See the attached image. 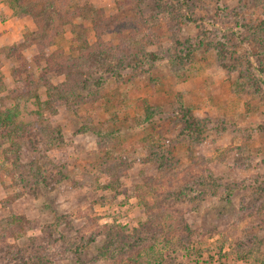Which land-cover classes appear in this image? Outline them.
Returning <instances> with one entry per match:
<instances>
[{
	"label": "rangeland",
	"instance_id": "1",
	"mask_svg": "<svg viewBox=\"0 0 264 264\" xmlns=\"http://www.w3.org/2000/svg\"><path fill=\"white\" fill-rule=\"evenodd\" d=\"M22 9L0 56V109L28 128L16 163L0 139V264H264V0ZM24 78L44 106L12 98Z\"/></svg>",
	"mask_w": 264,
	"mask_h": 264
},
{
	"label": "trees",
	"instance_id": "2",
	"mask_svg": "<svg viewBox=\"0 0 264 264\" xmlns=\"http://www.w3.org/2000/svg\"><path fill=\"white\" fill-rule=\"evenodd\" d=\"M6 1L12 7L15 15H17V16L18 15H21V16L30 15L33 19H35L32 11H30L29 9L28 10L22 9L23 4L26 3V0H6ZM67 7L68 6L66 4H63V8H65V10H64L65 12L67 11ZM69 14H70V12H68V11L66 13H61L60 20H61L62 25H64L67 21H69V23H71V20H66V19H69V17H68ZM134 29L135 30H134L133 35H131V37H129V39H128L129 42L134 40L136 33H140V30L138 29L137 26H135ZM146 37H147L146 35L141 36L140 41H145ZM78 39L83 40V42L87 43L86 42L87 41L86 35H85L84 31L81 29L79 30V38ZM89 47H91V45H88L86 47L81 46L79 53L72 60L78 64L82 63L84 65L83 61H85L86 59H85V55H83L82 53L88 51ZM148 56L152 60H155L157 57V55L154 53H149ZM62 62L65 63L64 60ZM30 82L31 81L29 78H24L22 81L23 89H20V90L16 89L15 91H13L14 94H13L12 98L15 100L19 96L27 95L28 97H33L38 106H41V107L44 106L46 104V101H43V100L41 101L39 98V95L36 92L35 93L32 92L33 86H32V82H31V84H30ZM61 97H62V95H60V98ZM6 98L7 97H4L3 100H5ZM17 111H18L17 105H13L7 109H0V139H4L3 141H6L8 143V146L4 149V151L7 150V152L13 153L15 155V158H16L15 163L17 162V159H18V154H16V151H19V149H20L19 148V139L22 138L24 133H26L28 130L27 125L18 120V112ZM179 111L181 112V116L183 119V124H184L183 130L186 131V133H188L189 135L197 134L198 125H197V121L194 119V117L191 113V110L189 108L180 107ZM1 144H2V142H0V145ZM140 199H141L140 200L141 204L143 206H145V208L147 207V209H150L149 210V218H148L147 222L149 221V223L157 224L158 226H160L161 225V223H159L160 220L161 219L164 220L166 218V216H164V214H163L164 212H161L160 215H157V213H154V208L149 207V202L147 201V199L144 195ZM150 215L152 217H150ZM108 226L110 228V232H112L114 230L113 229L114 225L110 224ZM142 227H143V223L141 224V227L138 230H141L143 232ZM149 229H150V227H149ZM138 230L135 229L134 231H136V233H138L139 232ZM146 230H148V229H146ZM136 252L137 251L135 249L131 248V264H140L139 260H137L135 258Z\"/></svg>",
	"mask_w": 264,
	"mask_h": 264
},
{
	"label": "crops",
	"instance_id": "3",
	"mask_svg": "<svg viewBox=\"0 0 264 264\" xmlns=\"http://www.w3.org/2000/svg\"><path fill=\"white\" fill-rule=\"evenodd\" d=\"M31 27L29 18L15 15L9 3L0 0V56L3 47L20 42L23 32Z\"/></svg>",
	"mask_w": 264,
	"mask_h": 264
}]
</instances>
